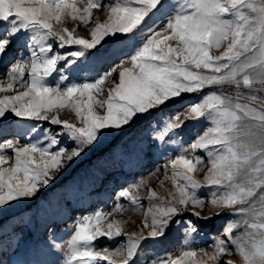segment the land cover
Listing matches in <instances>:
<instances>
[{
    "label": "snow or ice",
    "instance_id": "snow-or-ice-1",
    "mask_svg": "<svg viewBox=\"0 0 264 264\" xmlns=\"http://www.w3.org/2000/svg\"><path fill=\"white\" fill-rule=\"evenodd\" d=\"M81 65L84 75H65ZM0 68V210L153 112L154 139L178 146L149 174L163 173L165 194L149 178L123 187L111 209L76 222L64 264H138L173 223H185L182 248L147 264H264V0H0ZM201 121L185 147L182 129ZM185 213L227 220L197 247Z\"/></svg>",
    "mask_w": 264,
    "mask_h": 264
},
{
    "label": "rangeland",
    "instance_id": "rangeland-1",
    "mask_svg": "<svg viewBox=\"0 0 264 264\" xmlns=\"http://www.w3.org/2000/svg\"><path fill=\"white\" fill-rule=\"evenodd\" d=\"M96 15L103 19L101 13ZM68 26L72 27L71 24ZM78 34L87 33L84 28H80ZM19 54L26 55L23 49H19ZM16 55V51H13L6 60L12 62ZM81 67L83 72L68 71L65 75L76 79L87 72V65ZM105 67L107 66L101 67L100 70H105ZM187 99L188 96H183L173 100L166 106V110L172 109L173 105L182 104ZM61 115L66 119L72 118V114L67 111ZM155 115L153 112L142 116L117 136L101 139L95 147L74 160L35 198L19 204L14 203L12 207L6 206L0 210V264H64V243L70 238L76 222L94 211L111 209L116 194L123 187L142 178H149L151 186L157 188L162 195L165 194L157 179L162 178L163 173L157 172L153 177H149V174L163 166L169 157H174L178 153V146L154 139L163 122L162 117L154 121ZM15 124L13 121L8 125L9 138H12ZM204 126L201 121L189 123L182 129L180 138L185 142V147ZM44 127L48 125L45 123ZM197 178L202 179V176L198 175ZM166 187H170L168 182ZM141 195H144L143 191ZM210 209L211 206L208 205L202 214H208ZM131 216L137 223L141 218L137 214ZM179 219L184 222L193 220L199 228V233L191 237L193 244L197 247H208L212 238L223 231L227 217L197 220L185 213ZM184 228L185 223H173L162 240H149L144 245L138 264H147L157 256L178 254L185 239ZM127 230H133L132 225H129ZM118 242L119 240L101 239L99 243L100 246H115ZM54 244L61 247H54ZM224 259L238 258L226 256Z\"/></svg>",
    "mask_w": 264,
    "mask_h": 264
}]
</instances>
